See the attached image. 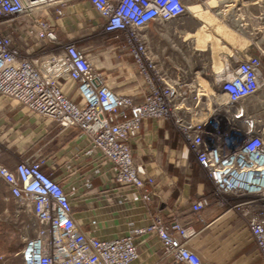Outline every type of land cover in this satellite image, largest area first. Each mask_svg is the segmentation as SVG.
Returning a JSON list of instances; mask_svg holds the SVG:
<instances>
[{
    "label": "built area",
    "instance_id": "1",
    "mask_svg": "<svg viewBox=\"0 0 264 264\" xmlns=\"http://www.w3.org/2000/svg\"><path fill=\"white\" fill-rule=\"evenodd\" d=\"M70 1L0 0V95L64 128L79 129L89 153L108 166L114 182L135 186L145 201L160 194L156 178L136 160L133 137L146 119L172 122L212 181L215 202L244 219L264 258V117L257 118L251 131L238 121L209 140L206 125L213 113L205 86L183 68L170 70L151 46L149 28L182 21L188 0H86L107 34L125 36L121 50L149 84L141 103L111 89L75 42L58 40L47 17L62 18ZM248 26L247 19L239 21L241 29ZM263 72L261 56L245 53L215 91L233 105L244 103L264 88ZM2 154L0 148L4 200L30 218L15 253L22 264H135L140 256L136 237L150 231L158 234L162 254L174 262L211 264L186 247L196 232L177 216L167 223L157 215L150 224L118 237L89 235L77 223L71 192L44 171L40 154L21 159L14 168L4 164ZM89 180L84 176L80 186L84 189ZM210 204V198L202 197L191 209L200 213ZM28 228L31 234H25ZM0 264H9L3 254Z\"/></svg>",
    "mask_w": 264,
    "mask_h": 264
},
{
    "label": "crops",
    "instance_id": "2",
    "mask_svg": "<svg viewBox=\"0 0 264 264\" xmlns=\"http://www.w3.org/2000/svg\"><path fill=\"white\" fill-rule=\"evenodd\" d=\"M198 1L188 0V11L182 19L185 23L180 22V25L186 24L191 29L188 32L194 35L197 28H206L219 35L236 57L226 54L231 60L230 67L248 52L261 56L264 61V30H254L260 22L264 26V12L256 14L252 6L260 0ZM261 1L264 8V0ZM238 9L244 12L241 14ZM257 17L260 21H256ZM241 18L248 20L246 29L239 27ZM47 19L54 25L58 40L61 43L75 42L94 67L105 75L111 89L130 97L135 103L143 101L149 84L134 67L132 58L121 50L125 36L107 34L102 27V18L88 1L71 0L66 3L62 18L50 15ZM148 34L153 50L166 67L173 72L176 68H183L188 76L209 83L214 90L217 88L211 46L199 49L195 37L186 39L187 49L192 54L188 55L184 65L175 62V56L169 52L172 42L181 44L183 41L176 37V29L159 25L149 28ZM251 102L252 113L264 117V88ZM210 104L212 108L209 110L215 109L216 106ZM247 109L246 114L249 113ZM220 116L221 113L213 114L206 125L214 141L220 131H225L222 122H229ZM0 148L3 149L2 161L10 168H14L21 159L40 154L45 159L44 171L71 192L77 223L89 235L118 237L150 224L157 215L167 223L173 222L177 216L196 232L186 247L204 261L211 264H264L246 222L234 210L215 202L212 181L201 168L197 155L170 121L146 119L133 137L136 160L156 178L160 198L152 201H145L142 191L135 186L116 184L108 166L100 165L89 153L79 129L64 128L48 117L27 112L4 95H0ZM84 176L90 180L83 189L80 185ZM0 191L4 198L7 185L1 179ZM202 197L210 198L211 204L200 213L193 212L192 203ZM136 241L140 256L135 264H180L162 254L156 232L138 235Z\"/></svg>",
    "mask_w": 264,
    "mask_h": 264
},
{
    "label": "rangeland",
    "instance_id": "3",
    "mask_svg": "<svg viewBox=\"0 0 264 264\" xmlns=\"http://www.w3.org/2000/svg\"><path fill=\"white\" fill-rule=\"evenodd\" d=\"M243 1L253 2L256 0H243ZM237 6H239V5H237ZM252 6L254 7V11L256 12V14H263L264 8L262 7V1L261 0L255 4H252ZM237 12H240L242 14V12H244V10H239ZM243 16L247 18L246 13H244ZM261 17H262V15H261ZM257 20L260 21L259 17H257L256 21ZM174 22L177 23L178 26H180L179 29H176L177 34H178V35H176V37H178V39L180 41H182L181 39H183V35L186 32L190 31L191 29H189L186 26V24L183 26L180 25V22H184V21H174ZM172 24L173 23H166V24H162L160 26L161 27L163 26L166 29H175ZM258 25H259L258 27L254 28L255 31L257 29H263L264 30V26L261 22L258 23ZM30 43H32V42H30ZM176 43L178 44V42H176ZM176 43L173 44V42H172V46L169 47V49H170L169 52L172 53L171 55L175 56V58L173 59V60H175V62L181 63V64L185 63L184 65H186V61H188L187 60L188 55L190 53L192 54L191 50L188 51V49H187V40H183L182 43L178 44V45H176ZM166 54H168V53H166ZM189 62H190V60H189ZM223 78H224V76L222 77V79ZM252 100L253 99H248L244 103H238V105H242V104L247 105L246 108H248L247 110H249L248 115L256 118V120H257V118L259 119L261 116H257V115L252 113V111H253L252 107H251V103H252L251 101ZM208 106H209V108H212L211 104ZM216 113H219V112H216ZM216 113H214V114H216ZM225 116H227V113L221 112L220 117L222 119H226L229 121L228 124L225 120H224V122H222L223 123L222 125L226 131V130L231 129L235 125L237 119H232L230 117L225 118ZM244 118H247V116H242V117H239L238 119H244ZM209 140H212V136L209 137ZM7 207H8V211H5L4 209ZM17 214L18 213H17L16 204L14 202H11V201L6 202L3 198V193L0 191V218H1V220H0V236H1L3 231L5 232V234L7 236V241L5 244L6 248H4V247L0 248V254H3L6 256V258L9 261V264H22L20 256L16 255L15 251L18 247L21 246V243H22V233L24 234L22 227L25 226L27 224V222H30V218L26 215V213L23 210H21L18 215ZM2 228H3V230H2ZM31 232H32V230L30 228H28V230L25 232V234H31Z\"/></svg>",
    "mask_w": 264,
    "mask_h": 264
},
{
    "label": "bare ground",
    "instance_id": "4",
    "mask_svg": "<svg viewBox=\"0 0 264 264\" xmlns=\"http://www.w3.org/2000/svg\"><path fill=\"white\" fill-rule=\"evenodd\" d=\"M187 11L188 8H186V14ZM171 23H173L172 25L175 29L180 28V26H178V24L174 21H172ZM192 37H195L197 41L196 47L199 49H206L211 46L213 50V71L215 82L218 83L219 81H221L223 76H226L230 68L231 60L227 57L226 54H229L235 59L236 57L234 53L219 35L209 32V29L197 28V33L195 35L191 32H186L183 35V40ZM198 81L205 86L206 94L208 95L207 104L213 103L216 106L215 109H211V112L213 114L223 111L227 113V117H230L232 119H237L243 115H246L247 118L237 121H241L240 123L243 128H246L248 131L252 130V127L256 124V118L245 113L247 105H233L227 100L225 95L216 92L209 83L203 82L199 78Z\"/></svg>",
    "mask_w": 264,
    "mask_h": 264
},
{
    "label": "trees",
    "instance_id": "5",
    "mask_svg": "<svg viewBox=\"0 0 264 264\" xmlns=\"http://www.w3.org/2000/svg\"><path fill=\"white\" fill-rule=\"evenodd\" d=\"M2 230H3V228H2ZM5 241H7V236H6L5 232L3 231L1 236H0V248H3V247L6 248V246L4 244Z\"/></svg>",
    "mask_w": 264,
    "mask_h": 264
}]
</instances>
